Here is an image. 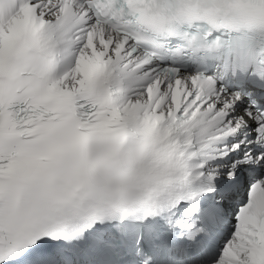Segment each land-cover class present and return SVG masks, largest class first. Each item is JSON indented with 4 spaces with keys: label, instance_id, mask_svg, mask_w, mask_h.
Here are the masks:
<instances>
[{
    "label": "snow or ice",
    "instance_id": "snow-or-ice-1",
    "mask_svg": "<svg viewBox=\"0 0 264 264\" xmlns=\"http://www.w3.org/2000/svg\"><path fill=\"white\" fill-rule=\"evenodd\" d=\"M0 264H264V0H0Z\"/></svg>",
    "mask_w": 264,
    "mask_h": 264
}]
</instances>
